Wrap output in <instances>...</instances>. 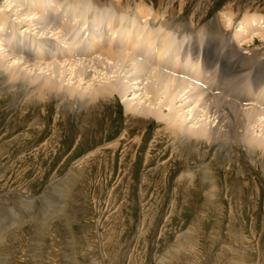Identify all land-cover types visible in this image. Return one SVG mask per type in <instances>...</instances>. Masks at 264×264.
I'll return each mask as SVG.
<instances>
[{
    "label": "rangeland",
    "instance_id": "1",
    "mask_svg": "<svg viewBox=\"0 0 264 264\" xmlns=\"http://www.w3.org/2000/svg\"><path fill=\"white\" fill-rule=\"evenodd\" d=\"M124 1L140 2L151 13L172 9L178 15L184 8V19L205 15L202 28L219 17L228 30L221 35L220 54L224 44L245 51L244 39L264 33V0ZM67 3L62 6L68 7V14L73 12L72 33L65 38L46 35L50 42H59L56 50L49 48L58 59L62 48L78 49L90 37L85 28L91 22L89 13L96 10L92 0ZM74 4L83 12L77 14ZM133 7L123 12L124 22L146 24L149 20L143 15L134 18ZM93 27L97 29L95 22ZM168 29L176 33L169 34L176 47L183 46L184 41L176 43L179 38L193 40V34L183 37ZM204 30L195 32L197 41L209 39ZM15 32L25 42L36 40L37 33L26 26L19 24ZM255 38L251 50L264 46V38ZM194 61L191 57V64ZM40 62L42 68L48 65ZM238 77L246 85L243 92L256 90L255 96L262 100L244 107L264 105L259 97L264 93H257L262 85L256 88L252 70L245 69ZM98 79L92 83L100 84ZM212 84L218 92L202 85L205 95H220L227 101L221 72ZM0 95V264H264L263 157L251 160L241 155L224 160L222 166L212 160L209 180H216L219 191L213 199L201 177L207 166H198L200 152L191 155L188 147L163 155L170 142L162 140L156 121L130 120L120 97L94 111L92 105L73 112L56 99L45 104L36 96L14 100L12 95ZM198 110L203 114L204 109ZM256 130L254 135H261L260 128ZM208 159L212 157L204 161ZM188 166L196 169V182L189 189L176 184Z\"/></svg>",
    "mask_w": 264,
    "mask_h": 264
},
{
    "label": "bare ground",
    "instance_id": "2",
    "mask_svg": "<svg viewBox=\"0 0 264 264\" xmlns=\"http://www.w3.org/2000/svg\"><path fill=\"white\" fill-rule=\"evenodd\" d=\"M63 1L66 4L72 0H0V94L12 95L14 100L20 95L29 99L36 96L40 101L44 100L45 104L56 99L73 112H80L92 105L93 108H89L93 110L98 105L113 103L120 97L124 99L125 113L129 115L127 118L141 123L156 121L162 140L170 142L169 148L164 147L163 155L170 153V150L178 154L188 147L192 149L191 155L200 152L201 163L198 166H204L202 169L207 166L206 175L201 177L213 199L218 187L214 183L216 180L212 181L214 178L209 180L212 160L222 166L224 160L238 159L241 155L251 160L264 158V105L244 107L247 104L244 101L248 100L243 92L246 85L243 86L238 77L245 69H250L256 88L263 85L264 46L251 50L250 45L256 42L255 35L264 38V33H253L251 37L244 39L247 47L245 51L235 44H224L220 46V54L218 44L222 41L221 35L224 36L228 30L221 25L219 17L202 28L205 15L200 18L194 14L189 19H184V8L178 15L172 9L151 13L140 2L131 4V1L126 3L124 0H92L96 10L93 14L90 11L88 15L92 26L89 24L85 28V33L86 30L89 31L90 37L78 49L62 48V57L58 59L50 55L49 48L55 46L56 50L59 42H50L46 35L53 33L57 38H65L75 27L70 18L73 12L68 14V7L62 6ZM74 3H79V0H74ZM133 4L135 13L139 17L143 15L145 21H149L141 25L143 28L136 27L134 30L133 26L123 27L116 36H111L108 31L111 27L113 31L118 26V19L110 18L108 15L112 16L113 13L106 10L114 8L118 13L128 12ZM74 8L77 14L83 12L75 4ZM11 20L17 23H10ZM19 24L26 26L30 32L37 33L36 40L25 42V37L15 32ZM146 26L149 27L148 30L145 29ZM10 28L12 31L9 32ZM168 28L176 31L179 36L184 33L190 36L193 34L194 42H197L195 32L199 33L203 29L208 31L210 37L200 47L205 55L202 65L196 61L191 64V57L188 55L193 53L192 50H199L197 44L193 42V45H186L182 51L183 46L176 47L174 40L170 38ZM64 40L66 43V39ZM202 51L199 50V54ZM177 56L178 60L175 61ZM220 58L224 60L221 61ZM50 59L53 60L51 63ZM41 60L48 65L40 67ZM216 61L220 63V72L227 85L224 91L227 101L220 95H205L201 88L204 85L201 82H205L204 67L213 65ZM163 69L169 72L164 73ZM192 70L195 71L194 76L190 75ZM98 78L100 84H93L92 81ZM129 96L132 98L128 99ZM259 97L264 100V94ZM254 99L261 100L257 96L249 98L251 101ZM261 102L262 100L254 103ZM178 103H181L180 106ZM192 104L194 107H191ZM201 108L204 109L203 114L198 110ZM256 128H260L261 135H254ZM127 133L122 142L127 139ZM159 134H156V139ZM119 145L116 144L115 147ZM128 150L127 148L126 152ZM207 156L212 159L204 161ZM158 168L161 167L156 169ZM195 182L196 169L194 171L188 166L180 173L176 184L189 189Z\"/></svg>",
    "mask_w": 264,
    "mask_h": 264
}]
</instances>
